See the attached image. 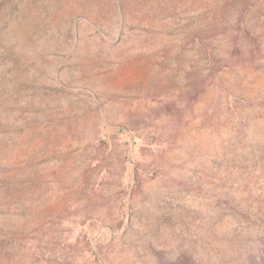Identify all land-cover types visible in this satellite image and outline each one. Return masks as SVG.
I'll use <instances>...</instances> for the list:
<instances>
[{
	"label": "rangeland",
	"instance_id": "rangeland-1",
	"mask_svg": "<svg viewBox=\"0 0 264 264\" xmlns=\"http://www.w3.org/2000/svg\"><path fill=\"white\" fill-rule=\"evenodd\" d=\"M0 264H264V0H0Z\"/></svg>",
	"mask_w": 264,
	"mask_h": 264
}]
</instances>
